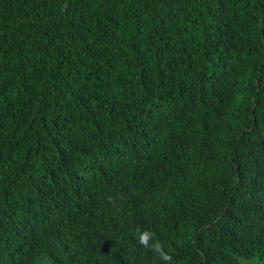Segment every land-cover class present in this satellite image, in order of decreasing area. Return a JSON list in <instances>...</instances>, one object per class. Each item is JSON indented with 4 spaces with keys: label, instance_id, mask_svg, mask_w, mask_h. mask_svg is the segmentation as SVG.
<instances>
[{
    "label": "trees",
    "instance_id": "16d2710c",
    "mask_svg": "<svg viewBox=\"0 0 264 264\" xmlns=\"http://www.w3.org/2000/svg\"><path fill=\"white\" fill-rule=\"evenodd\" d=\"M145 229L264 264V0H0V264H163Z\"/></svg>",
    "mask_w": 264,
    "mask_h": 264
},
{
    "label": "clouds",
    "instance_id": "9594fccd",
    "mask_svg": "<svg viewBox=\"0 0 264 264\" xmlns=\"http://www.w3.org/2000/svg\"><path fill=\"white\" fill-rule=\"evenodd\" d=\"M111 197L109 200L111 201ZM138 244L144 249H148L158 256L163 264H171L172 257L169 253L164 250V245L157 238L156 233L150 229H145L139 233L137 238ZM123 264H142L136 253L128 246L123 248L122 252Z\"/></svg>",
    "mask_w": 264,
    "mask_h": 264
}]
</instances>
